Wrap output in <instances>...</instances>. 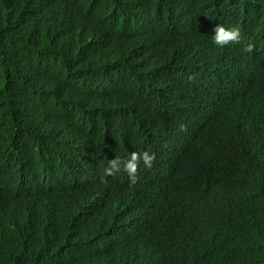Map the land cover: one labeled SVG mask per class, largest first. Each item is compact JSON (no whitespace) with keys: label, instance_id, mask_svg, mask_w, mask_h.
I'll return each instance as SVG.
<instances>
[{"label":"trees","instance_id":"16d2710c","mask_svg":"<svg viewBox=\"0 0 264 264\" xmlns=\"http://www.w3.org/2000/svg\"><path fill=\"white\" fill-rule=\"evenodd\" d=\"M259 22L264 0H0V264H153L156 254L123 248L152 229L163 264H264V121L257 119L264 83L242 108L228 102L221 156L205 160L193 150L210 124L185 115L207 111L206 91L222 95L233 86L241 68L234 75L231 67L241 57L264 56V40L245 51L264 38ZM217 23L250 38L222 54L211 41ZM187 123L192 151L176 157L165 142ZM120 134L124 146L111 149ZM147 148L160 152L153 162L162 170L183 164L199 191L209 174L197 176L213 163L228 194L207 210L212 189L189 202L186 195H197L186 192L183 176L156 195L162 180L143 164L134 183L120 170L101 179L108 159ZM228 155L237 156L231 165ZM96 167L99 184L90 181ZM250 178L262 186L253 189ZM237 180L253 198L231 191ZM166 206L184 226L157 218ZM10 208L17 214L9 221Z\"/></svg>","mask_w":264,"mask_h":264},{"label":"water","instance_id":"95a60500","mask_svg":"<svg viewBox=\"0 0 264 264\" xmlns=\"http://www.w3.org/2000/svg\"><path fill=\"white\" fill-rule=\"evenodd\" d=\"M61 13L62 12L60 11V14ZM259 23H261L263 28H264V22H259ZM256 24L257 23L255 22V25ZM233 25H235V24H233ZM233 25L228 26V27H232ZM240 32H241V38H244L246 40L250 38V34H248L246 31H242V29H240ZM259 32L263 33L264 31L261 30ZM179 36L182 37L183 36L182 33H180ZM258 37L260 39L248 41L249 43L254 42L253 48L251 49V51L255 50L257 48V46L261 43V41L264 40V38H261L262 34L259 35ZM240 42H243V41L239 40L238 42L231 43V45H236L237 43H240ZM221 52L223 54L224 52H226V50H223ZM250 55L254 56L255 54H250ZM250 55H248L247 57H241V60H239V64L235 63L231 67V71L233 72L234 75H236L237 68H239L238 66H240L241 75L239 76V78H237L235 80L233 77V80L231 81V83H233V86L230 88H228V87L224 88L225 94L218 95V94H216V92H214L211 95L215 94V96H207V93L209 92V90L206 91V95L204 97L203 104H202V105H205V106H203V108H207L206 112H202V113L197 112L194 115H191L189 113L185 114V115H187V117L189 119H206L207 122L210 124L209 125L210 126V128H209L210 132L206 133L203 136V138H206L207 141H202L200 143H194V145H193V150L196 151L199 154V156L205 160L208 159L211 156V154L215 158L218 157V155L221 156L226 150V149H223L222 147H219V145H222L223 142H220V141L224 140L225 137L227 136L226 132L222 129V126H221V115L226 112L225 110H227L228 102L235 100L233 105L239 106L242 108V104H245V103L248 104L250 96L253 94V92L257 91V89L259 87V82H260V84L264 83V80H263L264 76L261 73L263 71V68H262V66H260L261 64L259 62V59L264 60V56L262 58L251 57V60H249ZM259 56H261V55H259ZM248 62H250V64ZM215 64H217V62H215L214 65ZM217 78L218 77L215 76V79H217ZM217 86L218 85H211L209 87H211L212 90H214L215 88H217ZM222 88H223V86L218 89V92H220ZM190 99H191V96H188L186 101H188ZM178 102H179V105L181 106L180 108L186 111L187 107L182 106L183 102H182L181 98L178 99ZM210 107L212 108V111H210ZM248 107H249V105H248ZM258 114L259 115L257 116V119L264 121V109L261 111H258ZM132 116L134 118V115H132ZM139 118L140 119H138V121L143 123L145 117H139ZM188 118L186 119V121H189ZM147 123L150 124L149 121ZM149 127H150V125H149ZM190 127H191L190 123H187V124H184L183 127H181V131H179L177 135L174 136L173 133L168 134V137H167L166 142H165V144L167 145L166 147L169 149H174V150H172L173 151L172 153L176 157L181 158V157H184L186 155V154H182V150L186 151V152L192 151V149H190L189 147H190V144L192 143V140L195 137H193L191 135L190 132H192L193 128H190ZM177 128L179 129V126ZM146 129H148V128H146ZM190 129H192V130H190ZM150 131L151 130L149 129L147 131V134H150ZM188 133H190V134L187 135ZM120 135H121V137H115L118 142H115L113 139L114 144L112 145L111 149L115 150V148H118V146H124L126 139L124 138V136H122V134H120ZM186 137H187V139H186ZM147 149H148L147 151L150 154H158L157 153L158 151L153 153L151 151V148H147ZM259 150L257 152H259ZM236 151L238 152L239 149H237ZM202 152H207V155H200V153H202ZM260 153H262V150H260ZM212 158L213 157H211V159ZM224 158L226 160L229 159L228 161L230 162V161L235 160L237 158V156L230 157V155H228V156H225ZM155 162L156 161H154V162L152 161L151 167H148V168L154 170L157 177L162 180V181L156 180L155 186L152 188V190L156 193V195H158L160 192L166 191L168 188V185L175 186L176 184H180L181 182H183V180L185 179L182 186L184 187L186 192L188 194H194L195 193L194 195H197V197H191L189 195H186L189 202L195 203L196 199L199 200V199L204 197L205 190H207L209 193L210 190L212 189L211 196L210 195L207 196V197H209L208 204H210V206L207 210H209V209L213 208V206H215V205L218 206L221 202V197H223L225 194H228V192H229V190H227L225 188V185H224L223 169L214 167L213 163H212L211 168L208 171H207V169L203 168L201 174H199L197 176V178L200 180L202 177H204V175H207V173L209 174L208 175L209 179L206 181L209 187H206L205 184H203L202 187L200 188L201 191H199L198 188L201 185V182H199V184H194L193 176H191L187 171L183 170V168L181 167L183 164H181L179 167H177V165L174 164V165H171L170 168H167L166 170H162L159 168L158 163L156 162V164H157L156 165ZM96 165L97 164H95V166ZM230 165H231V162H230ZM239 169H240V174H241V167H239ZM98 170H99L98 167L94 168V170H93L94 172H93V175H92V178L90 181L96 180L97 183L99 184ZM204 172H205V174H203ZM86 176H88V174ZM182 177H183V180L181 179ZM87 180H88V178H87ZM242 180L244 182L243 185L247 186V182H249V181L245 179L244 175L242 176ZM251 180H253V182H250L251 185H254L253 189H257L259 186H262L261 185L262 182H259L257 179L250 178V181ZM83 181L86 182V180H84V179H83ZM206 182H204V183H206ZM151 183L153 185V181ZM240 183H241V181H239V180L232 181L230 183V188L232 189L231 191L233 193H235L239 198H241L240 196H243L245 198H249L248 200L253 198V196L250 197V196L244 195L246 190L242 186L239 188ZM250 184H248V186ZM212 186H213V188H212ZM38 189H40V187H38ZM179 191H180V189H179ZM177 198H181V196H177ZM176 203L181 204L182 206H185L183 204H187V203H182V202H176ZM7 212H6V216L9 217V221H10V217H11L12 213L17 214L13 211L12 208H10V210H7ZM156 214H157V218L160 219L163 223L172 224L173 222H175V224H178L175 227L180 226V225L184 226L183 224H181L178 221H176L175 219H173V216H175V218H176V209L173 210L172 207L171 208L167 207V206L163 207L161 210L156 211ZM238 218H240V216H236V219H238ZM158 219H156V220L159 222ZM185 222L188 223L189 222L188 219ZM205 224L210 226V227L213 226V223L211 221H207ZM173 228H174V226H173ZM183 229L184 228H176V230H180V231L181 230L183 231ZM149 231H150L149 234L142 236L141 238H138V239H135L134 237L144 235V232L140 233L139 235H131V239L132 238H134V239L132 241L130 240L128 244H123V248H124V250H126V249L132 250V248H134V254L140 258H143L146 256L148 258V256L156 254L158 256V258L153 261V264H163V260L161 258V255H163L162 254L163 251L161 250V248L156 247V244L153 240L154 237L156 238V236L154 235L155 230L152 229Z\"/></svg>","mask_w":264,"mask_h":264},{"label":"clouds","instance_id":"9594fccd","mask_svg":"<svg viewBox=\"0 0 264 264\" xmlns=\"http://www.w3.org/2000/svg\"><path fill=\"white\" fill-rule=\"evenodd\" d=\"M243 41V38H241L240 29L238 27L232 26V27H226L222 23H217L212 31L211 34V41L215 46L218 47H224L228 46L230 43ZM237 43L236 45L241 44ZM234 46V45H231ZM252 45L248 44L245 48V51H251ZM155 155L150 154L148 151H132L130 152V155L126 158H119L116 157L114 159H108L107 165L103 169V176L101 179L105 176H110L113 174L114 171L120 170L125 172L130 180V183H134L137 179V168L138 165L143 164L145 167H151L152 161L155 160Z\"/></svg>","mask_w":264,"mask_h":264},{"label":"bare ground","instance_id":"6f19581e","mask_svg":"<svg viewBox=\"0 0 264 264\" xmlns=\"http://www.w3.org/2000/svg\"><path fill=\"white\" fill-rule=\"evenodd\" d=\"M72 3H73V1H71ZM51 5H52V3H51ZM241 23V22H240ZM232 24H235V22L234 23H232ZM236 24H238V26H243L242 24H239V23H236ZM248 27H249V25H248ZM247 27V28H248ZM241 33V32H240ZM229 46H231V43L229 44ZM226 47H228L227 45L226 46H224V47H218V49H220L221 51L222 50H224V49H226ZM258 49V48H257ZM249 60H251V57L249 58ZM249 64H250V62H248ZM239 68H240V66H239ZM158 76H160V74L158 75ZM216 76V75H215ZM77 85V84H76ZM185 85V84H184ZM203 86H204V84H203ZM139 100V99H138ZM176 134H178V133H176ZM84 143V142H83ZM160 154V153H159ZM159 154H154L155 155V158H157V157H159ZM174 165V164H173ZM171 166V165H170ZM170 166H169V168H170ZM139 171H141L140 169H139Z\"/></svg>","mask_w":264,"mask_h":264}]
</instances>
